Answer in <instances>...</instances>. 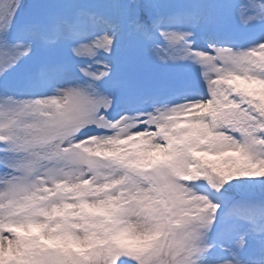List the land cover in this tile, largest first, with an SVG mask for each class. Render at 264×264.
<instances>
[{
    "label": "rangeland",
    "instance_id": "1",
    "mask_svg": "<svg viewBox=\"0 0 264 264\" xmlns=\"http://www.w3.org/2000/svg\"><path fill=\"white\" fill-rule=\"evenodd\" d=\"M229 3L0 0V29L6 32L15 14L18 36L13 44L0 48V92L7 83L5 92L12 94L0 103V131L15 126L34 140L41 124L63 132L73 121L65 141L48 143L63 144L83 132L87 138L70 148L111 161L135 178L133 187H121L120 178L58 182L62 187L57 191L64 193L65 202L77 206L68 210L73 224L86 223L73 215L81 211L79 204L99 206L86 212L90 222L103 223L99 227L88 223L95 236L82 255L99 254L103 264H116L117 257L125 264H197L205 246L186 233H206L211 221L185 229V221L208 214L203 202L188 194V185L209 175L225 179L264 175V158H250L232 140L256 122L253 113L264 115V79L247 70L264 66V47L232 51L224 44L219 53H203L212 58L210 63L194 54L206 49L210 40L235 38ZM60 23L62 31L51 36L55 43L48 45L44 33L49 35ZM181 32L195 33V39H176ZM42 65L47 76L36 73ZM4 72L8 73L3 76ZM85 90L91 94L89 100H114L113 111L101 103L86 113L81 96ZM152 99L160 103L152 104ZM145 104L148 111H124ZM102 108L111 120L104 118ZM136 128L138 135L130 138ZM25 146L33 151L41 148L39 142ZM25 203L23 197L5 199L0 209L17 219L24 215ZM83 231L75 228L77 234ZM25 258L21 250L18 259ZM240 262L237 256L222 264Z\"/></svg>",
    "mask_w": 264,
    "mask_h": 264
},
{
    "label": "snow or ice",
    "instance_id": "2",
    "mask_svg": "<svg viewBox=\"0 0 264 264\" xmlns=\"http://www.w3.org/2000/svg\"><path fill=\"white\" fill-rule=\"evenodd\" d=\"M229 8L235 38H227V42L210 40L206 49H196L194 54L201 61L210 63L212 58H206L203 53H219L224 44H228L232 51H259L264 47V0H230ZM16 32L13 14L8 30L0 33V48L13 44L18 39ZM195 36V33L181 32L175 38L195 39ZM190 46L195 48V44ZM247 70L264 79V66H253ZM7 73L4 72L3 76ZM91 87V84L87 85V88ZM10 95L0 92V103ZM90 95L87 90L81 93L85 99L86 113L95 111V107L101 103L108 112L115 108L114 100L111 103L106 99L89 100ZM150 103L160 102L152 99ZM124 111H148V108L145 104L143 107L125 108ZM101 112H104L103 108ZM108 112H104V118L111 120ZM73 123L68 121L63 132L41 124L34 140H28L23 130L15 126L0 131V203L5 199L13 201L17 197L27 201L22 205L24 215L17 219H12L11 214L0 209V259L4 264H103L99 254H81L95 236V233H90L88 223H93L95 227L103 223L90 222L86 212L99 206L79 204L81 211L73 215L86 223L73 224L69 220L68 210L77 206L65 202L64 193L57 191L62 187L58 182L73 184L74 181H83L87 184L89 177L94 183L120 178L124 181L121 187H133L136 186L135 178L120 171L111 161L94 159L70 148L71 143L87 138L83 132L63 144L48 143L50 139L65 141ZM232 140L233 143L239 142L240 150L248 153L250 158H264V126L253 123L243 133L238 132L233 136ZM37 142L41 145L40 151L25 146ZM73 186L76 189L81 187L80 184ZM50 192L54 194L49 196ZM188 194L202 201L208 214L185 221V229H194L196 223L203 225L209 219L211 221L206 233L197 234L194 230L186 233L205 246L197 264H222V261H231L237 256L241 257L240 264H257V258L259 264H264V175L245 174L232 179L209 175L201 183L188 185ZM77 227H82L84 231L77 234ZM184 234L183 231L178 233L181 237ZM238 242H242V246L238 247ZM21 250L26 256L23 260L18 259ZM116 264H125V261L117 257Z\"/></svg>",
    "mask_w": 264,
    "mask_h": 264
},
{
    "label": "trees",
    "instance_id": "3",
    "mask_svg": "<svg viewBox=\"0 0 264 264\" xmlns=\"http://www.w3.org/2000/svg\"><path fill=\"white\" fill-rule=\"evenodd\" d=\"M261 114L262 113L258 112L257 115H258V118L260 119L261 123L264 124V115L262 116ZM218 164H219V161H216V163H215L216 167L218 166ZM222 164H224V163H222Z\"/></svg>",
    "mask_w": 264,
    "mask_h": 264
},
{
    "label": "bare ground",
    "instance_id": "4",
    "mask_svg": "<svg viewBox=\"0 0 264 264\" xmlns=\"http://www.w3.org/2000/svg\"><path fill=\"white\" fill-rule=\"evenodd\" d=\"M138 135V133L136 132V131H131L130 132V134H129V136H130V138H133V137H135V136H137ZM89 137H91V136H89ZM88 137V138H89ZM94 139V138H93Z\"/></svg>",
    "mask_w": 264,
    "mask_h": 264
}]
</instances>
